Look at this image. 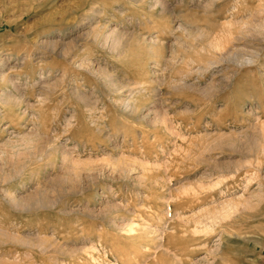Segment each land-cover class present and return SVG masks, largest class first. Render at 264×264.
<instances>
[{
	"label": "rangeland",
	"instance_id": "1",
	"mask_svg": "<svg viewBox=\"0 0 264 264\" xmlns=\"http://www.w3.org/2000/svg\"><path fill=\"white\" fill-rule=\"evenodd\" d=\"M0 264H264V0H0Z\"/></svg>",
	"mask_w": 264,
	"mask_h": 264
}]
</instances>
